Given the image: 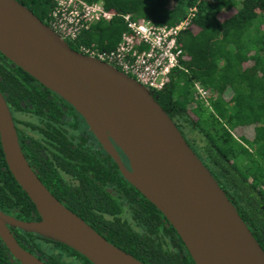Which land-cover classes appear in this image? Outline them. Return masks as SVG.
Instances as JSON below:
<instances>
[{"label":"trees","instance_id":"16d2710c","mask_svg":"<svg viewBox=\"0 0 264 264\" xmlns=\"http://www.w3.org/2000/svg\"><path fill=\"white\" fill-rule=\"evenodd\" d=\"M16 1L49 26L55 0ZM83 1L100 3L116 16L108 23L93 25L76 41L69 42L75 51L80 47L113 50L126 30L120 15L129 14L157 26H175L195 9L191 28L179 36L183 50L180 67L172 71L162 90L152 95L264 251V0ZM198 87L212 94L207 105L195 99ZM0 92L14 120L24 156L33 158L32 149L23 143L29 140L26 127H33L29 121L37 120L44 132L41 123L47 115L43 109L50 115L56 114V104L47 99L53 96L68 103L1 53ZM237 130L244 132L239 138L234 135ZM41 143L35 141L38 147ZM35 164L39 165L36 160ZM111 169L93 165L89 171L95 179L110 177V215L105 216V208L100 215H93L95 210L89 205L93 204L95 185L90 182L88 200L83 203L87 207L80 211L72 208L73 213L109 243L143 264H194L163 215L135 188H124V179L116 174V167ZM25 194L7 167L0 144V210L18 220H40ZM121 194L126 196L127 207L121 202ZM77 195L71 192L72 199L83 198ZM10 230L22 248L45 264H91L65 245L19 229ZM42 244L48 248L41 249ZM0 264H20L1 240Z\"/></svg>","mask_w":264,"mask_h":264},{"label":"water","instance_id":"95a60500","mask_svg":"<svg viewBox=\"0 0 264 264\" xmlns=\"http://www.w3.org/2000/svg\"><path fill=\"white\" fill-rule=\"evenodd\" d=\"M0 53L84 119L117 163L121 177L176 231L194 264H264L263 249L216 179L137 81L71 49L16 0H0ZM112 141L127 159L129 171ZM0 144L10 173L40 218L23 221L0 210V240L13 259L45 264L20 246L10 228L65 245L91 264H143L47 191L22 152L1 92Z\"/></svg>","mask_w":264,"mask_h":264},{"label":"flooded vegetation","instance_id":"af4514ba","mask_svg":"<svg viewBox=\"0 0 264 264\" xmlns=\"http://www.w3.org/2000/svg\"><path fill=\"white\" fill-rule=\"evenodd\" d=\"M47 101L56 104V114L50 115L47 109H43L47 115L46 120L41 123V126L45 128L44 132L40 131L37 120L29 121L33 127H26L29 140H24L23 143L29 146L34 154L31 155L33 158L26 157L27 162L47 191L71 212H74L72 208H77L80 211L81 208L87 207L83 203L88 200L87 196L91 190L89 182L94 184L93 204L89 207L95 210L93 215H100L105 208V216L108 217L110 208L107 202L112 195L110 177L95 179L90 176L89 171L93 165H105L110 169L114 165L116 174L121 177L117 163L102 148L84 119L69 104L68 106L53 96H50ZM46 126H48L47 129ZM19 128L22 126L19 125ZM33 140L40 141L43 145L38 147ZM18 141L22 149L19 136ZM112 145L125 170L129 171L130 165L127 159L113 141ZM65 149L68 150L64 151ZM22 152L24 154L23 150ZM83 158H87L88 161L92 159L94 162H83ZM35 160L40 166L35 164ZM121 183L124 188L131 187L125 179ZM56 184L62 187L59 188V185ZM71 192H75L78 194L77 196L83 198L74 200L71 198ZM121 197V202L124 203V207H127L125 194H121Z\"/></svg>","mask_w":264,"mask_h":264},{"label":"built area","instance_id":"2783aa9c","mask_svg":"<svg viewBox=\"0 0 264 264\" xmlns=\"http://www.w3.org/2000/svg\"><path fill=\"white\" fill-rule=\"evenodd\" d=\"M195 9L175 26H157L150 21L120 15L126 30L111 51L80 47L79 53L97 59L133 78L151 94L162 90L168 77L180 67L183 50L179 36L189 29ZM115 13L100 3L83 0H55L49 28L64 42H74L80 34L99 23H108ZM191 28V27H190ZM212 94L198 87L195 99L206 105Z\"/></svg>","mask_w":264,"mask_h":264},{"label":"rangeland","instance_id":"374dc122","mask_svg":"<svg viewBox=\"0 0 264 264\" xmlns=\"http://www.w3.org/2000/svg\"><path fill=\"white\" fill-rule=\"evenodd\" d=\"M244 134V132H241L240 130H237L236 132H234V135L237 137V138H239L241 135H243ZM249 134H251V133H248V135ZM41 249H47L48 248V246L47 245H45V244H42V246L40 247Z\"/></svg>","mask_w":264,"mask_h":264}]
</instances>
